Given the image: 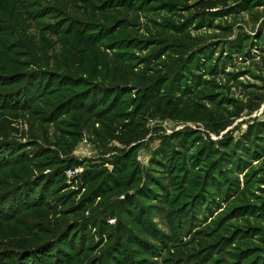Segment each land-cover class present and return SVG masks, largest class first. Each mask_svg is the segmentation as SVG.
<instances>
[{"label": "rangeland", "instance_id": "374dc122", "mask_svg": "<svg viewBox=\"0 0 264 264\" xmlns=\"http://www.w3.org/2000/svg\"><path fill=\"white\" fill-rule=\"evenodd\" d=\"M197 1L0 0V101L53 83L0 108V264L262 262L264 136L241 137L264 122V0ZM69 15L111 31L83 47L58 30ZM159 81V101L134 106ZM117 89L124 106L104 113Z\"/></svg>", "mask_w": 264, "mask_h": 264}, {"label": "trees", "instance_id": "16d2710c", "mask_svg": "<svg viewBox=\"0 0 264 264\" xmlns=\"http://www.w3.org/2000/svg\"><path fill=\"white\" fill-rule=\"evenodd\" d=\"M133 1L131 3L129 2L130 4H128V3L127 4H121L119 2V0H108V2H110L111 4L110 3L106 4L104 2L101 5H96V6L94 5V7H92V8L94 10L95 9H97V10L98 9H103V8H104V10H106L107 7L108 8L117 7L118 9L125 8V9H127L129 11H134V10L138 9V7L137 6H133L134 5ZM256 1L258 2V0H253V2H256ZM118 2H119V4H117ZM217 2H218V4L227 6V4H229L230 0H217ZM248 2H250V1L249 0H242V1L241 0H237L235 6L238 7L239 10L243 11V10H245L247 8L246 4ZM197 3H199L200 4L199 7H202V8H209V6H210V4H208V2H206L204 0H198ZM89 7H90V4L86 8H89ZM71 16L72 15H69V16H67L66 19H64L63 21L59 22L58 30L62 31V32H67L69 34H73L74 37L79 41L80 44H82L83 47L89 46L90 44H95L96 45V43H103L107 39V37H108V35H109L110 31H111L108 28H104L102 26H99L98 28H96V31H91V29H92V28H90V27H92L91 25H88V24H85V23H81L75 17H71ZM6 26L8 28L9 24H7ZM92 30H94V29H92ZM126 41H130V40H126ZM134 42H136V43H130V42L128 43L127 42L129 48H136L134 46L137 43H139V41L135 40ZM192 52H193V55H191V57H194L195 56L194 55L195 52L194 51H192ZM198 53L199 52H197V54ZM202 55H203L202 53H199V55H198L199 58H202ZM182 57H183V55L181 53V57L180 58H182ZM184 71H185V69L182 71V74L184 73ZM35 74L39 75L38 72H36ZM38 75L33 76V78L36 79L38 77ZM126 76L128 77L129 74L126 73ZM69 77L72 80L71 81L72 83L73 82H78V80H76L77 78L75 79V77H73V79H72L71 76H69ZM38 78H39V81L37 82L38 85H34L35 82H33V81H27L26 79H23L20 82V84H23L22 87H20V90L4 93L3 97L10 98V100H12V102H10V105H9L8 103L0 101V108L1 109H9L10 110V109H13V108H25V107L26 108H29V107L32 108V106H35L37 104V102L39 101L40 97L44 94V88L46 90V86H51V87L53 86V83H51L50 78L48 76L46 78H44L43 76H39ZM43 81H44L45 85L42 87ZM155 83L150 84L148 87L144 88L143 91L141 90L139 94L135 95V97L133 99V102L136 103L138 101V103H136V105H134V106H137V108H138L139 106H142V105L145 106L147 104L148 105H152L154 103V101H159L158 95L160 94V92H159L160 91V89H159L160 81L157 82L156 84ZM178 86H179V84H178ZM175 88L177 90L176 92L178 93L180 91L179 87H175ZM129 92H130V89H119V90L117 89L116 91H113V92L111 90H103L101 92V94L103 95L104 93H106L105 95H103V99H101V100L105 99L104 101H102V103L105 102V106H106L103 109L104 113H108V112H111L113 110H117V109L121 108L122 106H124L125 101L121 100L122 99L121 95H125L126 93H129ZM108 93L110 94V96L108 95ZM102 95H101V97H102ZM36 98H37V100H35ZM0 99L2 100V98H0ZM82 100L84 101V99H82ZM15 102H21V104H18V103H15ZM71 102H72V100L69 99L67 104H70ZM69 106H71V105H69ZM74 106H76V105H74ZM162 106L167 108V104L166 103L162 104ZM67 110H69V109L67 108L65 111H67ZM253 126L255 127V129H254ZM253 126L251 125L249 127L248 131L246 132V134H244L241 137L242 142L244 144L248 145V146L244 145L243 147L251 148L250 144H248V143L252 142V137H253L254 134L255 135L261 134L262 136H259L260 138H262L264 136V122L263 121L262 122H256V123H254ZM256 137H258V136H256ZM231 141H233V139H231V137H229L228 139H226V141H220V144H221L222 147L228 148V146H229L228 143L231 142ZM238 146H239V144H236L235 148H239V151H243L244 150V149L241 150L240 147H238ZM0 152H6L8 154V156H11V154L9 152H7L6 149H1ZM22 152H25V149ZM243 152H247V151L244 150ZM253 152H254V150H253ZM20 154H22V153H19L18 155H15L13 157H19ZM13 159L14 158H12V157L8 158L7 160H5L6 163H4L2 165H6V166L10 165L11 166V165L15 164L16 162H18V160H19L18 159V160L12 161ZM1 160H4V159H1ZM34 190H35V188H34ZM35 193L36 192H34V193L31 192V196H33V194H35ZM31 196H30V194H28V191H27V193L24 192V195H23L24 198L23 199L24 200H30V199H32ZM202 203L206 207L208 205V203H207V205L204 203V200L199 201V203L197 205L198 206V211H197L196 215H198V212H201L199 210L202 209V206H204V205H202ZM257 264H264V257L262 259V262L257 263Z\"/></svg>", "mask_w": 264, "mask_h": 264}]
</instances>
